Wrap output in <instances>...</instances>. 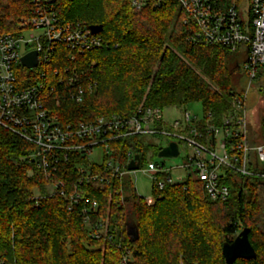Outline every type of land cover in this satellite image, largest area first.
Returning <instances> with one entry per match:
<instances>
[{
  "label": "trees",
  "instance_id": "obj_1",
  "mask_svg": "<svg viewBox=\"0 0 264 264\" xmlns=\"http://www.w3.org/2000/svg\"><path fill=\"white\" fill-rule=\"evenodd\" d=\"M226 4L233 0H223ZM239 2V0H238ZM59 20L101 25L104 44L77 55L75 64L91 84L81 102L61 99V123L114 113L131 115L151 106L164 109L199 103L219 123L246 84L243 56L196 40V27L178 0L140 10L129 0H55ZM31 0H0V33L15 32L32 11ZM63 44H58L64 53ZM60 55L46 70H62ZM145 136L111 142L116 159L128 151L146 161ZM35 146L0 125V264H264V181L226 170V200H210L192 174L152 191V201L131 184L111 178L82 184L95 210L49 193L47 173L29 161ZM72 155L52 180L67 188L79 173ZM77 162V160H76ZM147 162V161H146ZM128 182V183H127ZM87 217V222L84 220ZM246 227L255 257L226 263L223 243ZM97 234V235H94Z\"/></svg>",
  "mask_w": 264,
  "mask_h": 264
},
{
  "label": "built area",
  "instance_id": "obj_2",
  "mask_svg": "<svg viewBox=\"0 0 264 264\" xmlns=\"http://www.w3.org/2000/svg\"><path fill=\"white\" fill-rule=\"evenodd\" d=\"M165 1L129 0V4L140 10L148 3L158 7ZM31 2V14L18 23L17 30L0 33V125L35 146L28 158L47 173L49 193L67 197L71 209L85 199V190L78 188L82 184H107L111 178L121 181L124 175H134L140 170V155L130 150L120 161L111 147L112 141L131 136H163L169 140L166 145L171 141L177 144V156L181 145L186 151L185 161L179 166L151 160L145 163L142 172L151 177L152 190L192 174L210 200L224 201L229 196L223 180L226 170L264 181V0H233L227 4L223 0H178L194 22L198 42L223 46L243 56L244 90L233 97L219 123L210 114L198 118L185 110L168 122L162 109L151 106L131 115L114 113L61 123L54 103L61 99L81 102L91 89L89 82L84 84L86 71L78 70L75 64L77 55L101 48L104 41L100 32L92 34L87 26L61 22L55 0ZM26 31L29 34L25 35ZM58 44L65 45L62 56ZM31 51L36 52L37 64L27 68L21 58ZM58 55L67 64L61 71H47L45 66ZM250 90L256 94L252 108L247 105ZM95 148L101 150L100 162L93 159ZM76 152L79 175L77 182L66 188L62 181L52 180L53 174L61 161H71ZM135 154L138 168L128 170ZM175 168L182 176H171ZM85 200L80 206L82 213L96 209L94 200ZM84 220L87 222V217Z\"/></svg>",
  "mask_w": 264,
  "mask_h": 264
},
{
  "label": "rangeland",
  "instance_id": "obj_3",
  "mask_svg": "<svg viewBox=\"0 0 264 264\" xmlns=\"http://www.w3.org/2000/svg\"><path fill=\"white\" fill-rule=\"evenodd\" d=\"M25 35L29 34V31L24 32ZM239 53H236V56L238 57ZM255 97L256 94L253 90H250L247 97V105L249 108H252L255 104ZM186 111L190 113L191 115H195L198 118L203 115L202 108L199 103H189L183 107H167L162 109V114L165 120L168 122L172 121L175 118H179L181 113L183 111ZM144 141L149 144V148L146 151V161L151 160L156 163H163L164 165L168 167H175L179 166L184 163L185 161V149L183 145L180 146V154L176 158H163L158 157L157 152L158 149L166 145V143L169 141L166 137H153V136H147L144 137ZM95 155H93V159L95 162H100L102 160L101 150L100 148H95ZM146 161L141 164L140 170L135 172L134 175H124L123 180L124 182L128 181L131 184V187L133 188V191L145 198L148 202L152 201V181L151 177L145 173L142 172V169L145 168ZM182 176V173H179L178 168H175L173 171H171V176L173 178H177L178 176ZM127 182V183H128Z\"/></svg>",
  "mask_w": 264,
  "mask_h": 264
},
{
  "label": "water",
  "instance_id": "obj_4",
  "mask_svg": "<svg viewBox=\"0 0 264 264\" xmlns=\"http://www.w3.org/2000/svg\"><path fill=\"white\" fill-rule=\"evenodd\" d=\"M92 34L101 32V25H90L88 26ZM21 63L27 68H33L37 64L36 52L31 51L25 54L21 58ZM178 155V146L175 142H169L165 147L161 148L157 156L163 158H175ZM139 157L137 154L134 155V158L128 163V170H135L138 168ZM221 255L224 258L226 263H232L237 258L250 259L255 257V250L248 240V229L246 227L242 228L234 239L230 242L223 243L221 247Z\"/></svg>",
  "mask_w": 264,
  "mask_h": 264
}]
</instances>
